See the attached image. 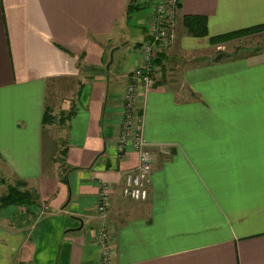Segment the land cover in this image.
Returning <instances> with one entry per match:
<instances>
[{
    "label": "crops",
    "instance_id": "obj_1",
    "mask_svg": "<svg viewBox=\"0 0 264 264\" xmlns=\"http://www.w3.org/2000/svg\"><path fill=\"white\" fill-rule=\"evenodd\" d=\"M128 1L0 0L1 171L23 179L40 206L15 224L20 207L0 213V264H98L102 225L113 264H264V48L196 60L137 91L148 195L124 198L137 153H118L115 140L145 30L133 10L126 17ZM183 14L204 15L206 35L175 32L170 60L205 56L209 35L263 22L264 0H179L175 28ZM129 43L135 58L123 70ZM60 77L74 86L54 128L41 118ZM99 182L111 190L104 217L94 212Z\"/></svg>",
    "mask_w": 264,
    "mask_h": 264
},
{
    "label": "built area",
    "instance_id": "obj_2",
    "mask_svg": "<svg viewBox=\"0 0 264 264\" xmlns=\"http://www.w3.org/2000/svg\"><path fill=\"white\" fill-rule=\"evenodd\" d=\"M177 0H155L145 15L144 38L138 43L140 61L126 74L124 91L122 94V117L118 126L115 140V149L122 153L126 146L137 153V163L124 173L120 192L124 198L130 200H145L148 195L147 183L151 170V153L140 133L134 98L140 88H145L154 83L151 70L155 68L153 59L165 51L170 38L171 27L176 22ZM157 72V71H156ZM110 187L106 182H99L96 193L94 212L104 217L110 204ZM97 247L98 264H113L110 248V235L102 225L93 238Z\"/></svg>",
    "mask_w": 264,
    "mask_h": 264
},
{
    "label": "rangeland",
    "instance_id": "obj_3",
    "mask_svg": "<svg viewBox=\"0 0 264 264\" xmlns=\"http://www.w3.org/2000/svg\"><path fill=\"white\" fill-rule=\"evenodd\" d=\"M144 1V0H142ZM148 3L147 5L152 4L155 0H147ZM178 4H179V0H177V6L175 7V10L178 11ZM150 7V6H149ZM149 7L146 6L145 4L141 5L139 8L134 9L133 12V17L134 19H138L139 23L142 22L143 23V19H145L144 15L146 13V11L149 10ZM176 21H177V17H176ZM176 22L173 24V26L171 27V38L170 41L167 45V47L165 48L164 52H161L160 54L167 56L166 61L160 65L156 64L155 68H153L151 70V75H155L153 77V80H156V83L159 82H166L167 78L173 80L175 75H177L178 71L186 66V65H192V63H194L196 60H204V58H214V56L217 53H221L218 58H226V57H230L231 55L233 56H245L250 52H257L260 50H263L264 48V28L263 29H256V30H252L246 33H239V34H235L229 37L224 38L223 40H219V41H214V42H209L208 45V49L206 50V54L205 56H199L196 57V55H199L197 53H192L191 57L187 56L186 59H182V60H176V59H169L170 53H172L173 51L178 53V50L180 48H178L176 41L174 40V33L176 32L177 35L181 34L182 32H186L185 29H183V25H179L176 26ZM178 25V24H177ZM175 28V30H174ZM178 38V37H177ZM138 45V43H137ZM136 45V46H137ZM134 46V45H133ZM136 48V47H135ZM124 54H125V62L122 65V69L126 70L127 68H129L130 66H132L133 64V60L135 58V53L133 52L132 49V45L129 43L128 46H121L120 48ZM120 51V50H118ZM193 51V50H190ZM190 51L188 53H190ZM169 56V58H168ZM107 60V58H106ZM140 61V58L138 60V63ZM174 64H178V66L175 69V72L173 71V67ZM133 68V67H132ZM131 68V69H132ZM163 68V70H162ZM178 68V69H177ZM130 69V70H131ZM129 70V71H130ZM128 71V72H129ZM158 71V72H156ZM127 72V73H128ZM126 73V74H127ZM126 76V75H125ZM67 77H60L57 79H54L53 81H51L50 83V87H48L47 91H46V96L48 95V98L45 99V102L47 107H48V111H50L52 113V115H54L53 118V126L54 128H57V124L59 119H58V115L59 113V107H58V103L59 101L67 95H70L71 90L74 86V81H72L71 78L68 77V79H66ZM57 103L56 106H54V104ZM46 125V124H45ZM50 129L51 132L55 133V129ZM2 163H1V159H0V194L4 193L5 191V187L7 183H11L14 181L15 177L9 175L8 177H6L4 174H2L3 172L1 171V167H2ZM17 207L13 206V205H8L2 209H0V213L2 214H6L9 213L13 210H15ZM19 211L22 210V208L18 209ZM20 212H18L16 214V216L12 219H10V221H8L10 224H12V222L15 224L18 220L17 218L20 217ZM4 222H6V220H2L0 219V225L2 226L4 224ZM98 260H99V256H98Z\"/></svg>",
    "mask_w": 264,
    "mask_h": 264
},
{
    "label": "trees",
    "instance_id": "obj_4",
    "mask_svg": "<svg viewBox=\"0 0 264 264\" xmlns=\"http://www.w3.org/2000/svg\"><path fill=\"white\" fill-rule=\"evenodd\" d=\"M135 0H129L125 7L126 17L129 15V12L137 9V3H134ZM181 23L187 34L193 36L206 35V18L201 14H183L181 16ZM264 21L260 23L251 24L248 26H243L235 28L229 31L213 34L208 36L210 42L223 40L226 37L246 33L256 29H263ZM162 54L157 55L152 61L153 63L159 64ZM231 57H235L231 55ZM155 83V82H154ZM42 123L51 122L52 116L47 110V106H44L42 112ZM26 183L23 179L15 178L13 182L7 183L4 193L0 194V209L13 205L15 207H20L22 210L20 213L26 218L33 219L36 217L37 213L40 210L39 203L37 201V194L34 190L25 188ZM23 217H19L21 220ZM28 222V221H27Z\"/></svg>",
    "mask_w": 264,
    "mask_h": 264
},
{
    "label": "water",
    "instance_id": "obj_5",
    "mask_svg": "<svg viewBox=\"0 0 264 264\" xmlns=\"http://www.w3.org/2000/svg\"><path fill=\"white\" fill-rule=\"evenodd\" d=\"M115 47V46H114ZM114 47H111L110 48V50H109V58H108V61H107V63H106V67L108 66V63L111 61V59H112V51H113V49H114ZM221 53L219 52V53H217L215 56H214V58H218V56L220 55Z\"/></svg>",
    "mask_w": 264,
    "mask_h": 264
}]
</instances>
